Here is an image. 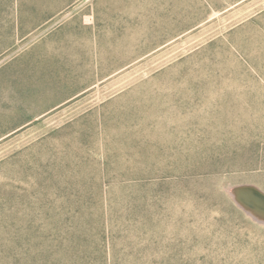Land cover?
<instances>
[{
  "label": "rangeland",
  "instance_id": "374dc122",
  "mask_svg": "<svg viewBox=\"0 0 264 264\" xmlns=\"http://www.w3.org/2000/svg\"><path fill=\"white\" fill-rule=\"evenodd\" d=\"M264 0H0V264H264Z\"/></svg>",
  "mask_w": 264,
  "mask_h": 264
},
{
  "label": "water",
  "instance_id": "95a60500",
  "mask_svg": "<svg viewBox=\"0 0 264 264\" xmlns=\"http://www.w3.org/2000/svg\"><path fill=\"white\" fill-rule=\"evenodd\" d=\"M235 201L259 220L264 221V192L252 185H241L234 189Z\"/></svg>",
  "mask_w": 264,
  "mask_h": 264
}]
</instances>
